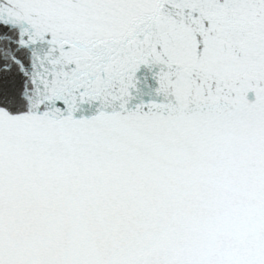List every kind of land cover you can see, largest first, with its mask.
<instances>
[{
  "label": "snow or ice",
  "instance_id": "obj_1",
  "mask_svg": "<svg viewBox=\"0 0 264 264\" xmlns=\"http://www.w3.org/2000/svg\"><path fill=\"white\" fill-rule=\"evenodd\" d=\"M0 264H264V0H0Z\"/></svg>",
  "mask_w": 264,
  "mask_h": 264
}]
</instances>
